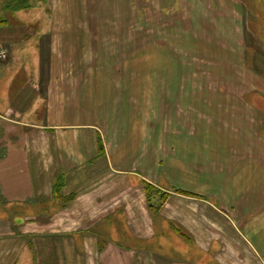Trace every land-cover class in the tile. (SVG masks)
<instances>
[{
	"label": "crops",
	"instance_id": "obj_1",
	"mask_svg": "<svg viewBox=\"0 0 264 264\" xmlns=\"http://www.w3.org/2000/svg\"><path fill=\"white\" fill-rule=\"evenodd\" d=\"M4 1L0 264H264V142L252 115L235 112L245 103L169 79L152 85L150 120L118 115L96 71L80 67L79 23L128 0H30L9 16ZM154 1L156 23H176L160 21L176 4L189 24L240 18L235 0ZM34 37L30 71L21 61ZM146 185L152 202L164 198L157 210Z\"/></svg>",
	"mask_w": 264,
	"mask_h": 264
},
{
	"label": "rangeland",
	"instance_id": "obj_2",
	"mask_svg": "<svg viewBox=\"0 0 264 264\" xmlns=\"http://www.w3.org/2000/svg\"><path fill=\"white\" fill-rule=\"evenodd\" d=\"M235 1L240 6L237 22V12H226L222 23H185L187 13L176 4L173 15L161 11L160 21L175 16L177 24L156 23L154 0H128V6L120 5L115 12L99 11L96 23H79L84 56L80 67L96 71L110 97L108 105L117 107L118 115H143L146 122L153 116V84H167L169 79L177 84H214L220 89L214 92L216 99L245 103L235 112L252 115L264 142V0ZM123 8L128 11L121 12ZM29 13L28 18L38 15L35 10ZM37 25L44 31L50 23ZM47 40L43 38L39 49L44 57ZM34 41L35 37L20 60L30 71L38 63ZM238 49L240 59L235 56ZM227 84L230 92L223 91Z\"/></svg>",
	"mask_w": 264,
	"mask_h": 264
},
{
	"label": "trees",
	"instance_id": "obj_3",
	"mask_svg": "<svg viewBox=\"0 0 264 264\" xmlns=\"http://www.w3.org/2000/svg\"><path fill=\"white\" fill-rule=\"evenodd\" d=\"M31 1H35V0H31ZM30 3H31L30 0H6L2 4L4 5V9H5L4 11L9 13L7 14L9 16L13 12L24 10V9H29L31 7ZM8 20L10 21V19H4V20L0 19V23H6L8 22ZM145 188H146V196H147L148 202L150 203V209L157 210L158 207L162 204V201L164 198L160 199V203L152 202L151 193L153 192V189L149 185H146Z\"/></svg>",
	"mask_w": 264,
	"mask_h": 264
},
{
	"label": "built area",
	"instance_id": "obj_4",
	"mask_svg": "<svg viewBox=\"0 0 264 264\" xmlns=\"http://www.w3.org/2000/svg\"><path fill=\"white\" fill-rule=\"evenodd\" d=\"M8 60V52L5 48H0V69L3 64Z\"/></svg>",
	"mask_w": 264,
	"mask_h": 264
}]
</instances>
